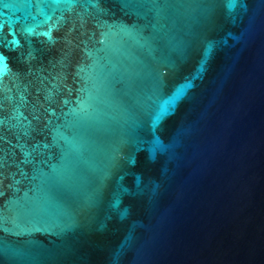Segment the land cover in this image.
<instances>
[{
  "label": "water",
  "instance_id": "water-1",
  "mask_svg": "<svg viewBox=\"0 0 264 264\" xmlns=\"http://www.w3.org/2000/svg\"><path fill=\"white\" fill-rule=\"evenodd\" d=\"M0 0V264H264V0Z\"/></svg>",
  "mask_w": 264,
  "mask_h": 264
},
{
  "label": "snow or ice",
  "instance_id": "snow-or-ice-1",
  "mask_svg": "<svg viewBox=\"0 0 264 264\" xmlns=\"http://www.w3.org/2000/svg\"><path fill=\"white\" fill-rule=\"evenodd\" d=\"M237 2V0H231L230 6H234L235 3ZM7 60V57H5V55L0 52V64H4V67L7 68V64H5V61ZM3 79V75H0V82H2ZM0 108H2V103H0ZM0 123H2V121H0ZM0 167H2V162H0ZM2 173H0V182H2Z\"/></svg>",
  "mask_w": 264,
  "mask_h": 264
}]
</instances>
